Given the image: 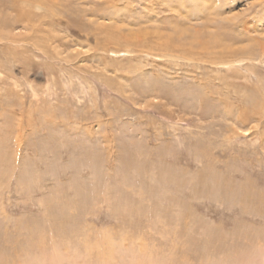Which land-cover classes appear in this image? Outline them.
<instances>
[{
  "label": "rangeland",
  "instance_id": "374dc122",
  "mask_svg": "<svg viewBox=\"0 0 264 264\" xmlns=\"http://www.w3.org/2000/svg\"><path fill=\"white\" fill-rule=\"evenodd\" d=\"M0 264H264V0H0Z\"/></svg>",
  "mask_w": 264,
  "mask_h": 264
}]
</instances>
